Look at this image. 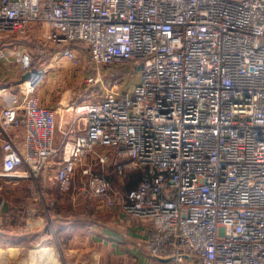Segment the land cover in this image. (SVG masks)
Instances as JSON below:
<instances>
[{
  "label": "built area",
  "instance_id": "2783aa9c",
  "mask_svg": "<svg viewBox=\"0 0 264 264\" xmlns=\"http://www.w3.org/2000/svg\"><path fill=\"white\" fill-rule=\"evenodd\" d=\"M83 54L93 92L62 126L38 90ZM0 67L1 176L40 189L59 158L61 192L120 203L152 260L264 264V0H0Z\"/></svg>",
  "mask_w": 264,
  "mask_h": 264
},
{
  "label": "crops",
  "instance_id": "0c3cea01",
  "mask_svg": "<svg viewBox=\"0 0 264 264\" xmlns=\"http://www.w3.org/2000/svg\"><path fill=\"white\" fill-rule=\"evenodd\" d=\"M8 75L2 71L0 82ZM2 164L0 144V172ZM107 171L114 190H132L126 176L120 178L114 167ZM48 179L57 184L55 171ZM19 182L0 175V264H59L62 257L65 264H160L144 251L143 225L126 214L120 203L110 206L82 190L63 193L57 186L55 192L68 195L69 201L52 196L55 209L47 219L42 207L46 195L52 194V182L47 186L46 176L40 179L38 194L26 184L22 193ZM24 200L28 205L22 204Z\"/></svg>",
  "mask_w": 264,
  "mask_h": 264
},
{
  "label": "rangeland",
  "instance_id": "374dc122",
  "mask_svg": "<svg viewBox=\"0 0 264 264\" xmlns=\"http://www.w3.org/2000/svg\"><path fill=\"white\" fill-rule=\"evenodd\" d=\"M84 56L85 54H83L82 58L79 56V60L75 62L69 61L67 59H62L59 62V66L57 68L53 70L52 69L49 70L44 84L38 90V95L40 96L42 104L48 107H51L58 112V119L60 120V125L62 126H63V123L61 120L63 119V122H64L67 119L65 115L67 107H73L74 105L76 106L82 103L83 101H85L86 99H89V95L93 92V91H88V92L85 91V87H84L85 78L90 76L95 70L89 69V67L86 65V62L88 61V57L87 56L84 57ZM123 67L124 66H122V69ZM122 69H119L116 67L102 66L100 68V72L102 73L103 78L105 80H108V82L119 83V84H123L125 82L128 84L133 83L136 77L130 76L129 73H126L125 75L121 76L117 71H121ZM16 79L17 78L13 80H16ZM6 82L13 83V84L16 83L14 81H11L9 78L6 79ZM102 151L108 152L109 150L105 148V149H102ZM58 163H59V158H58V161H54L51 163L47 171V174H46V185L47 186H50L49 182L50 183L52 182V181H49L48 177L54 174V171L56 170ZM108 166L111 167L113 165L112 163H109ZM129 168H131L132 170L135 169L132 167H129ZM108 169L109 168H107V170ZM119 177L122 178V176H119ZM22 181L23 180H20L19 182L20 184L19 191H21L22 187L24 188V185L26 184V186H28L27 188H30V190H33V192L35 191L36 194L39 193V188L33 185L28 179L24 180L25 183H23ZM77 183L78 181L76 182V186H78ZM56 188H57V184L53 181L51 185V189L53 190L52 194L46 195V200H47L45 202L46 206L43 205L42 207L44 211V215L47 216V219H49V216L52 214L53 209H55L54 207L55 205L54 206L52 205L55 202L54 199L51 198L52 196L57 199L61 198L63 201H66V202L67 200L69 201V196L66 194L62 195V194L56 193L55 192ZM22 193H24L23 190H22ZM15 194H17V192ZM21 201L22 200H20L19 202ZM25 201L26 200H24L22 204L28 205V203H26L27 201L26 202ZM95 203L96 202L94 201L93 204ZM75 204H79V202L76 201ZM82 204H85V201H83ZM70 210L75 212V210H73L72 208H70ZM81 211L87 213L86 208H83ZM37 244L38 242H35V243L33 242L34 246H36ZM63 254L65 256V252ZM58 260H59L58 262L59 264H65L66 262L64 260V257L58 258ZM68 264H69V261H68Z\"/></svg>",
  "mask_w": 264,
  "mask_h": 264
},
{
  "label": "trees",
  "instance_id": "16d2710c",
  "mask_svg": "<svg viewBox=\"0 0 264 264\" xmlns=\"http://www.w3.org/2000/svg\"><path fill=\"white\" fill-rule=\"evenodd\" d=\"M42 63H45V62H42ZM117 72L122 76V75H125L126 73L129 72V68H123L121 71H117ZM111 167H114L115 168L114 165L111 166ZM143 173H144V170H142V169H133V170L131 168L125 169L123 176H126L127 185H128V187H130V189H134V188L137 187V185L141 181V178L143 176ZM107 175H108V171H107Z\"/></svg>",
  "mask_w": 264,
  "mask_h": 264
},
{
  "label": "water",
  "instance_id": "95a60500",
  "mask_svg": "<svg viewBox=\"0 0 264 264\" xmlns=\"http://www.w3.org/2000/svg\"><path fill=\"white\" fill-rule=\"evenodd\" d=\"M28 77H29V74H25V75L22 77L21 81H24V80L27 79Z\"/></svg>",
  "mask_w": 264,
  "mask_h": 264
}]
</instances>
